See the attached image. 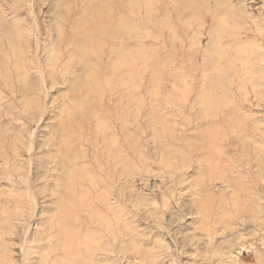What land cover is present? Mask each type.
Here are the masks:
<instances>
[{"label": "rangeland", "instance_id": "374dc122", "mask_svg": "<svg viewBox=\"0 0 264 264\" xmlns=\"http://www.w3.org/2000/svg\"><path fill=\"white\" fill-rule=\"evenodd\" d=\"M131 1L106 4L123 15L135 10ZM80 3L0 0V264H264V0H201L191 11L141 0L128 19L147 38L113 46L136 57L134 70L130 61L117 71L116 88L98 104L117 124L126 119L122 159L111 144L87 140L104 114L96 120L90 103L81 114L67 111L88 74L74 55L81 49L67 43L84 15ZM149 7L157 18L147 21ZM118 58L104 53L103 69ZM80 123L78 141L85 137L89 153L98 143L105 165L89 185L97 210L81 207L71 222L81 239L69 248L56 218L68 195L69 151H77L64 149L62 125ZM246 198L248 212L235 213ZM93 211L112 227L91 220Z\"/></svg>", "mask_w": 264, "mask_h": 264}, {"label": "bare ground", "instance_id": "6f19581e", "mask_svg": "<svg viewBox=\"0 0 264 264\" xmlns=\"http://www.w3.org/2000/svg\"><path fill=\"white\" fill-rule=\"evenodd\" d=\"M111 1L114 3V0H111ZM149 1H151V0H149ZM170 1L172 2V4L178 5V6L182 7L181 9H189V10L190 9L191 10H196L195 8H198L197 6H199V4L201 2V0H170ZM94 2H101V4L94 5ZM107 2H108V0H81L80 5H81V8L84 11V15H83L82 19H80L78 21L77 25H75V27H71V30L68 29L69 31H71L70 34H69L70 37L68 38L69 41L65 37L66 40L68 41L67 42L68 44L74 46L75 48L81 49V51L78 54L77 53H74V55L76 57H78L80 60L84 61V63L86 64V67L88 69V74L86 75L87 77H86V79H84V81L81 82V85L79 84L80 86L75 89L76 92L74 93V97H73L74 101L72 102V104L70 105V107L68 106L67 111L69 113H72V114H75V113L76 114H81L82 113L81 111L84 108V106L90 103L94 107L93 115H94V118H96V120L99 121V119H101V116H103L102 114H104V116L102 117V119H105V120H102L101 119L102 121H99L98 122V126H96V129H92V128H94V126L91 127L92 125L89 126V129L88 130L86 129L87 130V133L90 134V136L87 137V140H89V141L90 140L91 141H103L104 143L107 142L108 144H111L112 147H114V149H115V153H113V150H112L113 155L116 156V157H118V158H120V159H122V155L119 153L118 150L120 148L119 143H120L121 136H122V140L121 141H123V138L126 137L125 135L126 134L128 135V131L123 127V125H121V124L124 123V120H126V119H124L125 116L123 117L124 120L122 119L123 120V123L117 124V121L119 119L118 120L117 119L115 120V119H113L114 117L112 118L109 115L110 113L108 114V112L107 113L105 112V109L103 111V108L102 107L103 106H106V104H107L106 102L107 101L105 102L106 104L101 107L102 108V111L100 109V106L98 107V104H100L103 101L104 94H105L106 91H108V90L111 91V90H113V88H116L115 86L117 84L116 85L113 84V85H115L113 87V85H111V81H112V79L118 77L117 71H124V70H126L125 67L128 66V64L130 63V61L132 62V65L131 66L133 67V64H135L134 62L136 61V57L134 58L133 56L132 57L130 56L132 53L129 55L131 58L128 59L126 57L127 54L125 53V51H122V52L120 51V52L117 53V49H114V47L120 41L121 42V46H123L125 49H127L129 47V45L131 44V41H133V40L134 41L135 40L136 41L137 40H140L141 41V38L142 39L145 38V37L147 38V34H145L144 36H142V33H143L142 31L143 30L141 31L140 26L134 25L131 22L132 20L129 18L131 20V21H129V19H128V17L131 14L134 15L135 13H138L139 10H137V9L141 5V0H132L131 1V8L133 7V8H135V10H133V9H130L129 10L128 9L129 13H127L128 11H126L125 14H123V15H122V13H120V11L117 12L116 11L117 9L115 7H113V10H111V6L109 4H106ZM150 3L151 2H149V5H150ZM71 5L73 6V4H71ZM142 6H144V4ZM149 8L150 9H146V11H145L146 13H144V16L147 18V21H148V19H152V18L156 19L157 18V15L155 14V12L157 11V10H155L156 7H149ZM136 10H137V12H136ZM140 10H141V8H140ZM72 11L73 10H71V12ZM206 11H208V10H206ZM209 14L212 15V13H209ZM66 15H67V13H66ZM231 15L233 16V14H231ZM234 17H236V16L234 15ZM201 18H202V16H201ZM211 18L213 19V16ZM215 18H217V17L215 16ZM229 18H231V17H229ZM163 20L164 19H161V21H163ZM149 21H151V20H149ZM213 21H214V19H213ZM215 21L218 22V20H216V19H215ZM222 21H224V18H223ZM202 23H204V22H202ZM216 25H217V23H216ZM220 27H222V25ZM234 27L235 26H233L232 28H234ZM228 28H230V27L228 26ZM66 35H64V36H66ZM135 44H136V42H135ZM143 45L144 44H141L140 45L141 47L140 46L139 47L142 48ZM109 48H111V49H109ZM247 49H248V47H247ZM251 49H252V47H251ZM251 49L249 48L248 50H251ZM226 50L228 51V49H226ZM231 50H233V49H231ZM147 51H148V48H147ZM147 51H146V53H147ZM251 51L254 54V51L255 50H251ZM251 51L249 53H251ZM153 52H155V51H153ZM153 52H152V54H153ZM255 52H257V51H255ZM104 53H108V54H114V53H116V54H119V58L116 61H113L111 63V68H109L107 70L103 69V66L104 65L106 66L108 63H103V61L101 60V57H103V54ZM133 53H134V50H133ZM240 53H241V51H240ZM59 54H60V52H59ZM135 54L136 53H134V55ZM242 55H240L239 58H241ZM233 56H235V54H233ZM248 56H249V54H248ZM248 56H246V54H245V57H248ZM236 57H237V55H236ZM245 57H243L244 59L242 58V60L240 59V61H244L245 60ZM227 58H229V57H227ZM246 60H248V59H246ZM232 62L237 63V59H236V62L231 60V63ZM105 66H104V68H105ZM146 67L148 69L149 66L146 65ZM138 68H139V66L137 67V69ZM248 69L250 70V68H248ZM132 70H134V67H133ZM142 70H144V69H142ZM129 71L132 72L131 69H129ZM136 71L135 72L133 71V72L134 73H138V71L137 72ZM144 72H145V70H144ZM136 75H138V74H135V77H137ZM5 76L7 77L8 74H5ZM104 76H105V79H104ZM120 76H119V78H120ZM122 76H124V75H122ZM128 76H129L128 77L129 79L132 78V77L130 78V75H128ZM135 80H137V79H134V81ZM140 80H141V78H140ZM122 81H123V79L121 80V82ZM131 82H133L132 79H131ZM119 83H120V81H119ZM124 83H126V82L124 81ZM120 85H121V83H120ZM141 85H143V84L141 83ZM147 87H150V86H146V88ZM128 88H131V87H128L127 86L126 89L124 88V90L126 91ZM136 89H137V87H136ZM206 93H209V91H207ZM120 94H121V92H120ZM146 94H147V92H146ZM207 95H206V98L204 96L205 102H207L206 99L211 98L209 96H208L209 98H207ZM137 96H138V94H137ZM142 96H143V94H142ZM90 97L93 98V99L95 98V100L92 101V102L89 101ZM127 98H125V99H127ZM140 98H141V96H140ZM131 99L133 100V98H131ZM138 99H139V97H138ZM201 100H203V99H201ZM126 101H128V100H126ZM113 107H114V105H113ZM130 108H131V106H130ZM129 109H127V110H129ZM117 111H116V114L115 115H117ZM126 113L128 114V111H126ZM119 114H120V111L118 112V115ZM130 114H132V113H130ZM100 122H101V125H100ZM132 123H130V124H132ZM221 125L222 124H220V126ZM223 125H224V123H223ZM81 126H82V123H80L79 125H77V127H75V128H70V126H68L67 124L62 125V129L64 131V138L62 139V144H63V147H65L64 149L65 150L67 149V151H69L70 149H73L75 152L77 151V154L74 153L71 150L69 151L71 154H70V156H69V158L67 160H68V163H70V165H71V171H70L69 178L66 181L67 182L66 188H67V191H68V195L59 201V205H58V217L56 218L58 220V222H59V235H60V237H62L63 239L66 237L63 240L64 241L63 242V245H65V246H67L69 248H74V247H77L78 248V244H79V241L81 239V236L77 232H75L74 230L71 229V222H73L77 218V216H78L77 214H78L79 210L81 209V207H85V206H87L89 208L94 207V209L97 210V208L94 206L93 202L91 201L92 200V198H91L92 196L91 195H92L93 191L90 189L89 185L92 184V182L94 181V177L95 176H93V175L94 174L96 175V173L94 171H97V169L103 168V166L105 165V162L103 160V158L105 159V156L102 155L101 153H99V151L96 152L97 151V146L99 147L98 143L96 145V150L95 151H92L91 153H89V150L87 152V150L83 147V144L85 145L86 142L84 143L82 140L84 138V141H85V137L79 138V141H78V137H82V135L84 136V133H85V130L84 131L83 130L80 131L81 130ZM112 126L117 127V132L114 131L111 135H105L107 133V132L105 133V131L109 130L110 127H112ZM99 127H100V129H99ZM164 127H166V126H164ZM120 131H121V134L119 135ZM212 133H215V132L213 131ZM161 134H162V132H161ZM215 135L216 134H214V136ZM129 136L131 137L132 135L129 134ZM214 136H213V138H214ZM211 139H212V137H211ZM216 139H218V138H216ZM125 140H127V139H125ZM73 141H76L75 144L77 145V148L78 149L80 147L79 150L78 149L77 150L74 149V146H71L70 147V145H71V143ZM91 141H90V143H91ZM128 142H129V140H128ZM213 142H214V140H213ZM125 144H126V146H124L123 149L126 148L127 151H128V149L130 148V146H129L130 144L127 143V142ZM216 144L218 145V143H216ZM120 145L123 146L122 143H120ZM191 145H192V143H191ZM209 147H211V146H209ZM212 148H213V146H212ZM123 149L121 148V152L124 151ZM215 149H216V147H215ZM219 149H220V147H219ZM127 151H126V153H127ZM220 151H222V150H220ZM94 152H96V153H94ZM110 152H111V150H110ZM216 153H217V149H216ZM129 154H130V152H129ZM130 155H131V157L133 156V154H130ZM217 155H219V150H218V154ZM80 161L83 162V163H87V164L86 165H83ZM91 163H92V165L90 166ZM165 163H167V161ZM95 165H97V166L95 167ZM101 174H103V173H101ZM97 177L99 178L101 176H97ZM99 180H100V178H99ZM243 191H244V189H243ZM240 192L242 193V191H240ZM77 194H79L80 199H76L75 196ZM77 198H78V196H77ZM251 198H253V197H250L249 199H251ZM211 202H213V201L211 200ZM227 202H229V201H226V203ZM239 202H240V200H239ZM206 203H208V202L206 201ZM254 203H255V200H254ZM230 204H231V202H230ZM241 204H242V202H241ZM243 204H244L243 206L241 205L238 208L235 207V208H237L235 210L236 211L235 213H237V212H248L249 205L251 204V201L250 200H247V198H246L244 200ZM225 205L223 206L222 205V202H221L220 207L223 206L221 209H223V208L226 209ZM229 207H230V205H229ZM208 208L210 209V207H208ZM211 209H213V208H211ZM227 210L228 209H226V211H224V213H227V212L229 213V211H230L232 213L231 214L230 213L229 214L227 213L228 215H232V216L235 215V213H233V211H232L233 209L232 210H229V211H227ZM216 212H218V211H216ZM219 212H221V211H219ZM207 213H210V212L207 211ZM211 213H212V211H211ZM222 213H223V211H222ZM95 215H96V213L94 211L91 212V215H90L91 220H97L99 223H101V224H103L105 226L112 227L111 225L113 223L112 222H111L112 224L110 223L111 219H110V217L108 215H105L102 212H101V217L100 218L98 216H95ZM209 215L210 214H208V216ZM217 215H219V214H217ZM228 215H227V217H229ZM205 216L207 217V214ZM212 216L213 215H211L210 217H212ZM207 219L209 220V218H207ZM85 246H86V248H91V246L89 244H86Z\"/></svg>", "mask_w": 264, "mask_h": 264}]
</instances>
